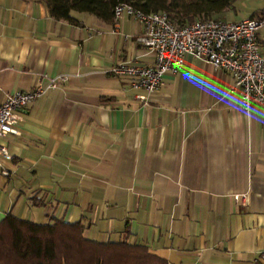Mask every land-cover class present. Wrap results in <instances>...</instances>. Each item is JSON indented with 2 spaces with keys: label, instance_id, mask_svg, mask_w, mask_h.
Here are the masks:
<instances>
[{
  "label": "crops",
  "instance_id": "obj_1",
  "mask_svg": "<svg viewBox=\"0 0 264 264\" xmlns=\"http://www.w3.org/2000/svg\"><path fill=\"white\" fill-rule=\"evenodd\" d=\"M74 18L0 0V104L43 90L19 113L20 135L0 138L11 157L0 154V223H80L90 240L168 264H262L264 105L243 111L230 77L193 56L154 92L133 89L110 71L152 62L142 25Z\"/></svg>",
  "mask_w": 264,
  "mask_h": 264
},
{
  "label": "built area",
  "instance_id": "obj_2",
  "mask_svg": "<svg viewBox=\"0 0 264 264\" xmlns=\"http://www.w3.org/2000/svg\"><path fill=\"white\" fill-rule=\"evenodd\" d=\"M264 8V0H262ZM124 17L136 19L143 27L137 41L150 56V64L123 62L111 69L113 77L130 79L133 89L146 93L157 90L166 75H177L185 66L186 58L193 56L226 73L232 84L229 93L239 98L240 108L247 111L264 105V40L260 33L264 29V17L245 18L239 21L222 19H198L179 27L166 13H143L132 5L120 4L115 8L114 19L118 23ZM49 87H57L56 79H49ZM43 90L17 92L7 96L0 104V138L9 134L20 135L16 128L19 113L36 100ZM145 100V95L138 96ZM0 154L10 159L7 150L0 147ZM232 199L246 205L245 194ZM264 264V254L258 256Z\"/></svg>",
  "mask_w": 264,
  "mask_h": 264
},
{
  "label": "trees",
  "instance_id": "obj_3",
  "mask_svg": "<svg viewBox=\"0 0 264 264\" xmlns=\"http://www.w3.org/2000/svg\"><path fill=\"white\" fill-rule=\"evenodd\" d=\"M52 18L75 23V13L96 16L114 24L120 4L143 13H166L177 26L203 19H222L237 0H43ZM264 17V8L249 18ZM0 264H168L151 254L146 246L127 242L102 243L84 236V226L56 221L40 225L7 216L0 223Z\"/></svg>",
  "mask_w": 264,
  "mask_h": 264
},
{
  "label": "rangeland",
  "instance_id": "obj_4",
  "mask_svg": "<svg viewBox=\"0 0 264 264\" xmlns=\"http://www.w3.org/2000/svg\"><path fill=\"white\" fill-rule=\"evenodd\" d=\"M263 8L262 0H237L234 8L223 13V20L239 21L249 18L250 14ZM264 40V29L260 33Z\"/></svg>",
  "mask_w": 264,
  "mask_h": 264
}]
</instances>
